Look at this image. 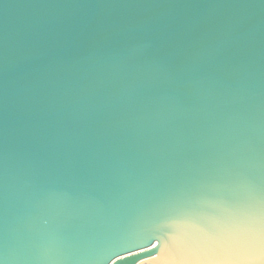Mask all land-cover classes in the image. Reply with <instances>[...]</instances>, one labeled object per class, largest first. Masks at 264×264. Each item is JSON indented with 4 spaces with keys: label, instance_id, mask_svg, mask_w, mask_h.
<instances>
[{
    "label": "water",
    "instance_id": "obj_1",
    "mask_svg": "<svg viewBox=\"0 0 264 264\" xmlns=\"http://www.w3.org/2000/svg\"><path fill=\"white\" fill-rule=\"evenodd\" d=\"M0 264H264V0H0Z\"/></svg>",
    "mask_w": 264,
    "mask_h": 264
}]
</instances>
